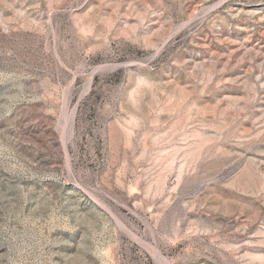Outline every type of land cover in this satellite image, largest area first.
<instances>
[{
  "label": "rangeland",
  "instance_id": "1",
  "mask_svg": "<svg viewBox=\"0 0 264 264\" xmlns=\"http://www.w3.org/2000/svg\"><path fill=\"white\" fill-rule=\"evenodd\" d=\"M0 264H264V0H0Z\"/></svg>",
  "mask_w": 264,
  "mask_h": 264
}]
</instances>
